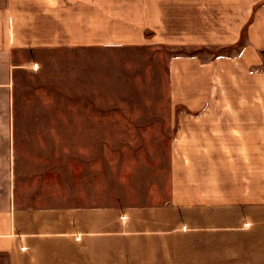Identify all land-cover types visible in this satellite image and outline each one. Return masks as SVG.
<instances>
[{
	"label": "rangeland",
	"instance_id": "1",
	"mask_svg": "<svg viewBox=\"0 0 264 264\" xmlns=\"http://www.w3.org/2000/svg\"><path fill=\"white\" fill-rule=\"evenodd\" d=\"M116 1L153 12L150 42L0 53V200L37 212L176 206L200 239L186 235L175 264H225L224 198L264 196V158L246 165L238 151L241 128L264 151L248 132L264 60L246 69L236 55L239 0Z\"/></svg>",
	"mask_w": 264,
	"mask_h": 264
},
{
	"label": "crops",
	"instance_id": "2",
	"mask_svg": "<svg viewBox=\"0 0 264 264\" xmlns=\"http://www.w3.org/2000/svg\"><path fill=\"white\" fill-rule=\"evenodd\" d=\"M239 4V34L232 42L239 40L236 55L248 69L264 60V0ZM118 5L116 0H0V53L150 42L153 12L144 8L133 14ZM253 76L261 88L257 92L264 91L262 73ZM263 106L255 105L262 117L250 119L254 127L248 132L256 134L255 141L264 148V128L259 135ZM243 131L239 129L238 151L248 165L252 152L264 158V151L258 144L251 149L253 139ZM224 199V263L264 264V196L241 198L239 205ZM191 216L176 206L126 213L25 211L6 198L0 200V264H175L184 241L191 236L196 244L200 239ZM188 225H194L193 230L185 228Z\"/></svg>",
	"mask_w": 264,
	"mask_h": 264
}]
</instances>
